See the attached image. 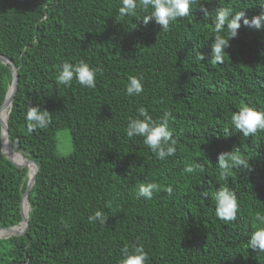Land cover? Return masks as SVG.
Listing matches in <instances>:
<instances>
[{
  "label": "trees",
  "instance_id": "trees-1",
  "mask_svg": "<svg viewBox=\"0 0 264 264\" xmlns=\"http://www.w3.org/2000/svg\"><path fill=\"white\" fill-rule=\"evenodd\" d=\"M118 5L0 0V56L18 74L8 134L11 147L38 166L27 193V228L0 238V264H117L120 248L136 243L148 253L147 264H264V253L246 247L251 232L264 226L255 220L256 212L264 214V133L218 136L232 110L245 103L264 110V29L241 24L224 63L215 64L207 44L212 25L199 8L162 32L133 17L119 24ZM220 5L247 7L249 19L260 11L253 0H212L207 8L214 13ZM196 51L205 60L196 59ZM79 60L100 69L95 89L58 84L61 63ZM137 75L144 91L128 96L125 84ZM11 82L10 64L0 61V107ZM29 102H42L51 114L48 126L31 134L24 120ZM140 106L153 119L165 110L172 114L174 156L158 160L140 138L126 137L123 129ZM63 128L72 143L66 155L57 152ZM233 147L250 158L251 169H234L220 181L217 154ZM1 149L0 125V228H8L23 220L28 168ZM193 162L204 174L184 173ZM141 182L171 185L173 192L162 189L146 200L136 194ZM220 184L237 195L234 222L215 216L211 193ZM97 209L107 216L105 225L88 223Z\"/></svg>",
  "mask_w": 264,
  "mask_h": 264
},
{
  "label": "clouds",
  "instance_id": "clouds-1",
  "mask_svg": "<svg viewBox=\"0 0 264 264\" xmlns=\"http://www.w3.org/2000/svg\"><path fill=\"white\" fill-rule=\"evenodd\" d=\"M211 2L212 0H119L116 9V21L123 25L126 17H133L139 25L146 27L149 22H153L159 26L160 31L168 32L175 21L189 17L193 9L199 8L203 13V18L212 25L213 35L207 43L211 50L212 62L223 64L227 54L225 49L230 47V41L238 36V29H240L241 24L256 30L264 29V0H253L260 11L251 19L246 15L247 7L237 10L234 7L220 5L214 13L210 12L207 5ZM137 13H139L138 17ZM135 27L137 24L132 28ZM196 59L205 60V54L196 51ZM99 72V68L90 66L84 60L64 61L59 66L57 82L65 88L71 87L75 81L84 88L95 89ZM143 91V76H130L125 84V94L139 96ZM41 104L42 102L37 104L29 102L26 106L24 120L29 134L38 129L46 128L51 121L50 112L41 107ZM171 118L172 114L165 110L158 119H153L148 109L140 106L137 108V114L127 121L123 131L129 140L140 138L158 160L164 161L177 152V140L174 138L173 129L170 127ZM227 125L223 129L224 135L218 134V136L228 137L232 133H239L246 139L249 136L253 137L259 133H264V110L245 103L238 109L232 110L227 118ZM229 127L232 129L231 132ZM249 159L242 154L240 147H233L231 150L218 153L216 164L218 179L220 181L228 180L234 169H240L241 172L250 170ZM183 171L185 174H191L193 178H196L204 174V166L199 162L188 163L184 166ZM162 189L169 195L173 192L171 185L162 186L157 182H141L137 185L136 194L138 197L151 200L154 194ZM200 195L207 198L209 192L202 190ZM211 196L214 200L215 216L225 223L236 221L239 204L235 191L227 184H220L211 193ZM106 218L103 210L97 209L87 219L89 224L105 225ZM255 220L264 225V214L256 212ZM246 247L253 252L264 253V226L251 232L247 238ZM148 259V253L142 244H124L120 248L117 264H147Z\"/></svg>",
  "mask_w": 264,
  "mask_h": 264
},
{
  "label": "water",
  "instance_id": "water-1",
  "mask_svg": "<svg viewBox=\"0 0 264 264\" xmlns=\"http://www.w3.org/2000/svg\"><path fill=\"white\" fill-rule=\"evenodd\" d=\"M0 61L4 64H10V69L12 71V82L10 84L9 87H12V92H11V98H10V106H9V110H8V116H9V112L11 110V106H12V100H13V96H14V93L16 91V88H17V81H18V74H17V69L16 67L14 66V64H12L7 58L3 57V56H0ZM8 87V89H9ZM8 89H7V92H8ZM7 92H6V95H7ZM6 95H5V98H4V101L0 107V110L2 108V106L4 105L5 103V99H6ZM8 119V117H7ZM0 125H1V144H2V153L5 154V156L11 161L13 162L15 165L19 166L18 164H16L11 158H10V154L12 153V151L14 150L12 147H11V141H10V138H9V134H8V127H7V121H6V148L3 147V142H2V122L0 121ZM22 155V154H21ZM23 156V155H22ZM24 157V156H23ZM25 159V163L23 166H26L27 168L29 167V163H32L34 166H35V170H34V173H33V176L30 178L29 177V174H28V181H27V187H26V190L22 196V203L21 205H23V200L24 198H26L27 200V203H28V199H27V193H28V190L33 186L34 184V181H35V175H36V172H37V169H38V166L37 164L32 161V160H28L24 157ZM28 207H29V204H28ZM22 214H23V210H22ZM28 214L26 215V217L24 216L23 214V220L21 222H24V226L21 230H19L18 232H11V228L15 227H8V228H0V230H7L9 231L10 233L6 234V235H19L21 233H23L26 228H27V225H28ZM20 222V223H21ZM19 223V224H20ZM5 235V236H6ZM5 236H2V237H5ZM1 238V237H0Z\"/></svg>",
  "mask_w": 264,
  "mask_h": 264
},
{
  "label": "bare ground",
  "instance_id": "bare-ground-1",
  "mask_svg": "<svg viewBox=\"0 0 264 264\" xmlns=\"http://www.w3.org/2000/svg\"><path fill=\"white\" fill-rule=\"evenodd\" d=\"M11 92H12V87H9L7 95H6V99H5V103L2 106V115H0V121L2 122V142H3V147L6 148V121H7V117H8V110H9V106H10V98H11ZM10 158L14 160H18V161H14L16 164H24L25 163V159L24 157L21 155L20 152L13 150L12 153L10 154ZM35 170V166L32 163H29V167H28V174L29 177L31 178L33 176ZM23 214L26 217V215L28 214V203L26 198H24L23 200ZM24 226V222H21L19 225L11 228V232H18L19 230H21ZM10 233L7 230H0V237L5 236L6 234Z\"/></svg>",
  "mask_w": 264,
  "mask_h": 264
},
{
  "label": "rangeland",
  "instance_id": "rangeland-1",
  "mask_svg": "<svg viewBox=\"0 0 264 264\" xmlns=\"http://www.w3.org/2000/svg\"><path fill=\"white\" fill-rule=\"evenodd\" d=\"M57 152L60 155L69 154L72 150L69 130L66 128L59 129L56 133Z\"/></svg>",
  "mask_w": 264,
  "mask_h": 264
}]
</instances>
